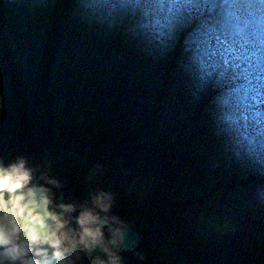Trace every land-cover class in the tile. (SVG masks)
I'll return each mask as SVG.
<instances>
[{
    "label": "trees",
    "instance_id": "16d2710c",
    "mask_svg": "<svg viewBox=\"0 0 264 264\" xmlns=\"http://www.w3.org/2000/svg\"><path fill=\"white\" fill-rule=\"evenodd\" d=\"M0 170L74 264H264V0H0Z\"/></svg>",
    "mask_w": 264,
    "mask_h": 264
},
{
    "label": "rangeland",
    "instance_id": "374dc122",
    "mask_svg": "<svg viewBox=\"0 0 264 264\" xmlns=\"http://www.w3.org/2000/svg\"><path fill=\"white\" fill-rule=\"evenodd\" d=\"M96 172L94 170L89 179H94ZM97 187L96 191L89 193L87 203L92 201L94 194L98 193L99 186ZM23 192L24 187L16 190L12 193L11 204H5L4 215L8 220V227L3 225L0 215V243L8 244L10 242L8 240L9 235L19 225V236L13 241L15 246H45L49 248L55 240L58 241L60 246H65L67 240L61 231L62 221H60V218L64 215L66 208L63 205H59L55 210H52L49 207L44 190L39 185H36L28 188L27 197L23 203V213L17 220L15 209L22 198ZM121 242L125 250H132L135 244V240L129 238L127 232L124 231ZM52 252L59 258L71 261L68 256L59 251ZM72 256V249H70V257Z\"/></svg>",
    "mask_w": 264,
    "mask_h": 264
},
{
    "label": "clouds",
    "instance_id": "9594fccd",
    "mask_svg": "<svg viewBox=\"0 0 264 264\" xmlns=\"http://www.w3.org/2000/svg\"><path fill=\"white\" fill-rule=\"evenodd\" d=\"M23 162L20 164L14 166L17 170L23 169ZM30 180V174L27 172V170H24L23 172H19V174L15 177H13L10 173H7L3 170H0V191H7L8 193H13L18 189H21L24 184H26ZM103 198V196L98 197ZM104 210L107 209L108 205L104 204L102 205ZM92 219H95L92 217ZM82 223V221H81ZM85 232L87 236H89L93 243L97 241L98 238L102 237L103 233L102 231L97 228L95 230L91 229H85ZM123 239V231L121 228L116 227L113 229L112 233V239L110 240V244L115 246L120 240ZM106 252L109 253L108 259L106 261H100L99 264H121L120 258L113 254L111 252V249L106 247L104 249Z\"/></svg>",
    "mask_w": 264,
    "mask_h": 264
},
{
    "label": "water",
    "instance_id": "95a60500",
    "mask_svg": "<svg viewBox=\"0 0 264 264\" xmlns=\"http://www.w3.org/2000/svg\"><path fill=\"white\" fill-rule=\"evenodd\" d=\"M0 264H74L61 262L45 246H11L0 243Z\"/></svg>",
    "mask_w": 264,
    "mask_h": 264
},
{
    "label": "built area",
    "instance_id": "2783aa9c",
    "mask_svg": "<svg viewBox=\"0 0 264 264\" xmlns=\"http://www.w3.org/2000/svg\"><path fill=\"white\" fill-rule=\"evenodd\" d=\"M16 236H18V233H17V232H14L13 235L10 236L12 242H13V240H14V238H15ZM9 245H11V246H15V245H13V244H9Z\"/></svg>",
    "mask_w": 264,
    "mask_h": 264
},
{
    "label": "bare ground",
    "instance_id": "6f19581e",
    "mask_svg": "<svg viewBox=\"0 0 264 264\" xmlns=\"http://www.w3.org/2000/svg\"><path fill=\"white\" fill-rule=\"evenodd\" d=\"M59 260H60L61 262L66 263V260H64V259H62V258H59Z\"/></svg>",
    "mask_w": 264,
    "mask_h": 264
}]
</instances>
